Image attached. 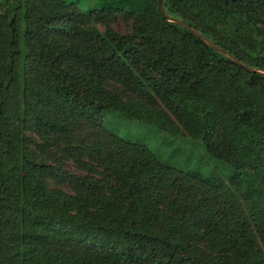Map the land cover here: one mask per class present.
Segmentation results:
<instances>
[{
  "label": "trees",
  "instance_id": "trees-1",
  "mask_svg": "<svg viewBox=\"0 0 264 264\" xmlns=\"http://www.w3.org/2000/svg\"><path fill=\"white\" fill-rule=\"evenodd\" d=\"M161 4L234 60L157 0H0V264H264V0Z\"/></svg>",
  "mask_w": 264,
  "mask_h": 264
},
{
  "label": "rangeland",
  "instance_id": "rangeland-1",
  "mask_svg": "<svg viewBox=\"0 0 264 264\" xmlns=\"http://www.w3.org/2000/svg\"><path fill=\"white\" fill-rule=\"evenodd\" d=\"M67 2H74L79 7L87 8L94 5L96 0H66ZM1 10V9H0ZM113 28L118 32H124L125 26L123 22L117 19L113 24ZM103 124L106 128L114 132L121 137L134 138L136 140L143 141L148 148L156 155H159L162 159L168 160L172 165L181 166L184 165L186 160L184 156L190 155V164L204 165V168L211 167L215 170L217 164L221 167L217 161L209 158L202 151L201 145L197 141L190 139H180L177 136H172L168 133L154 132L150 130V127L144 125L135 124L125 119L119 118L112 112H107L104 116ZM152 129V128H151ZM171 152L174 154L171 155ZM208 157L209 160H206ZM67 169H73L70 163H65ZM75 169H73L74 171ZM76 173H80L75 170Z\"/></svg>",
  "mask_w": 264,
  "mask_h": 264
},
{
  "label": "water",
  "instance_id": "water-1",
  "mask_svg": "<svg viewBox=\"0 0 264 264\" xmlns=\"http://www.w3.org/2000/svg\"><path fill=\"white\" fill-rule=\"evenodd\" d=\"M157 9L158 11L161 13V15L168 21H172V22H176L184 27H186L189 31H191L193 34H195L197 37H199L201 40H203L206 44L214 47L216 50H218L219 52L223 53L224 55H226L227 57L233 59L232 57H230L228 54H226L223 50H221L220 48H218L217 46H215L214 44H212L211 42H209L208 40H206L202 35L198 34L196 31H194L192 28L188 27L186 24H184L181 20L176 19V18H172L168 15H166L162 9V4H161V0H157ZM234 60V59H233ZM236 61V60H235ZM237 62V61H236ZM253 71H255L254 69H252ZM261 73H264V71H259Z\"/></svg>",
  "mask_w": 264,
  "mask_h": 264
}]
</instances>
